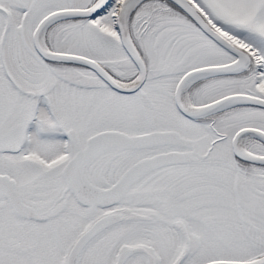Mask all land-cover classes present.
<instances>
[{
	"label": "snow or ice",
	"instance_id": "obj_1",
	"mask_svg": "<svg viewBox=\"0 0 264 264\" xmlns=\"http://www.w3.org/2000/svg\"><path fill=\"white\" fill-rule=\"evenodd\" d=\"M0 264H264V0H0Z\"/></svg>",
	"mask_w": 264,
	"mask_h": 264
}]
</instances>
